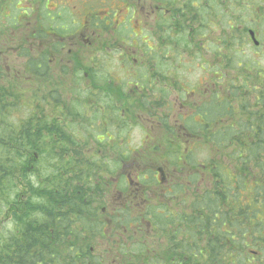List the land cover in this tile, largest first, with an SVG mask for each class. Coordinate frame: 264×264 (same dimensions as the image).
Instances as JSON below:
<instances>
[{
	"label": "trees",
	"instance_id": "16d2710c",
	"mask_svg": "<svg viewBox=\"0 0 264 264\" xmlns=\"http://www.w3.org/2000/svg\"><path fill=\"white\" fill-rule=\"evenodd\" d=\"M261 13L260 9L257 17L263 20ZM260 26L254 23L256 34ZM177 30L181 32L178 42L162 45L145 57L147 70L156 68L172 75L174 69L164 65L168 57L178 61L180 50L188 55L201 51L200 29L194 33L193 45L184 40L189 27ZM213 36L216 52L206 63L215 64L216 72L210 76L221 83L201 102V121L191 118L184 124L196 137V155L205 157L201 162L207 176H201L203 169L197 170V156L182 152L181 162L199 175L183 179L184 185L174 188L173 195L183 199L176 214L161 203L144 212L132 203L120 210L118 228L123 235L134 222L152 225L157 244L150 250L144 244L123 242L117 235H104L94 222L100 215L97 206L103 202L91 193L99 192L100 201L104 200L109 189L106 176L114 173L109 168L111 157L64 156L70 144L74 150L86 149L88 141L75 136L55 139L54 126L46 121L36 124V114L20 123L9 122V109L16 104L8 98L11 92L0 88V264H102L92 245L97 239L120 255V264H264V65L244 60L232 49L220 52L219 45H234L232 36L226 40ZM226 70L231 72L226 75ZM175 87L184 92L179 82ZM173 132L167 138L168 147L174 148L175 143L183 148L186 140L177 141ZM36 152L41 156L37 165ZM121 156L120 165L131 160ZM176 157L164 156V163ZM199 182H203L201 187ZM120 191L124 198L129 196L128 186ZM3 213L10 219H1ZM163 238L167 243H162Z\"/></svg>",
	"mask_w": 264,
	"mask_h": 264
},
{
	"label": "flooded vegetation",
	"instance_id": "af4514ba",
	"mask_svg": "<svg viewBox=\"0 0 264 264\" xmlns=\"http://www.w3.org/2000/svg\"><path fill=\"white\" fill-rule=\"evenodd\" d=\"M17 1L21 3L22 0ZM41 1L27 0L29 5L27 8H15L18 11L17 15L14 8L8 7L14 18L12 19L14 27L10 28L6 20L2 21L0 44L13 45L16 52L14 56H10L12 53L0 52V56L7 62L8 68L3 65L5 71L24 70L27 83H36V123L46 121L54 126L55 139L62 136L70 139L75 136L88 141L86 149L76 147L77 150H74L70 144L63 150L64 156L165 155L170 152L154 144L146 145L152 149L130 150L129 142L136 138L142 127L146 130L147 142L154 139L163 141V131L167 132L169 129L167 125L170 116H173V124L183 125L195 115L199 117H194L195 120H201L198 111L200 102L195 101V98L200 96H195L194 90L187 91V97L180 96L179 100L178 91L173 89V85H169V74L166 70L156 68L145 71L134 68L89 70L81 64L84 68L82 71L84 84H78L80 82L78 77L74 80L73 71L76 69L78 75L80 69L76 67L80 64V58L84 56L85 45L92 46L97 41L100 44H116L119 46L118 49L131 44L134 46L132 49L135 54L139 51L138 44L148 45L145 54L142 53L141 56H152L158 47L162 45L167 47V44L173 41L178 42L181 37V32H177L178 27L185 25L200 30L213 28L216 25V17L212 0H100L99 8L96 5L85 4L83 13L79 12V22L74 20L70 23H67V19H62L61 11H58L57 18L51 17L50 10L61 6L60 3L50 6L51 9L47 6L49 2L55 0H43L48 13L41 17L39 14ZM73 1L65 4L64 10L72 11ZM10 6H13L12 1ZM29 9L31 14L27 15L26 11L29 12ZM20 11L23 13L22 16L19 14ZM92 11L101 13L93 15ZM86 13H89L88 16ZM6 18H9V13ZM22 19L28 20L25 32L20 29L23 27L22 23H19ZM49 20L51 23L46 30L42 23L48 24ZM73 25H78L79 28L73 31ZM145 31L147 35H143ZM29 33L30 37H27ZM202 38L211 41L215 37L211 31L210 36ZM25 43L36 44V53H18L21 44ZM153 45L157 46L152 47ZM123 53L125 56L120 57L119 61L128 60L129 50L126 52L122 50L121 54ZM118 71L126 77L122 79L129 82V85L119 79L121 75ZM4 79L5 77L1 76L0 81L3 82ZM185 83L181 79L183 90ZM208 92L210 90L207 89L204 93ZM55 124L60 125L59 129L64 134L61 131L59 134ZM138 124H141V128ZM186 136L191 135L186 133ZM105 142L107 147L104 145ZM127 149L128 151L122 153ZM182 152L186 155H196L195 148L173 152L177 154L179 161L182 159ZM161 173V181H158L161 185V194H171L177 170L166 169ZM155 176L158 179L157 171ZM119 181L120 174L115 173L112 177L113 189L104 195L103 202L107 203V208L102 209L103 215L98 223L101 226L99 231L104 235L111 234L120 226ZM151 189L154 190L152 186ZM137 191L138 189L135 192L131 190L129 197L135 198L138 195ZM91 194L100 199L99 192ZM150 225L147 223L148 227Z\"/></svg>",
	"mask_w": 264,
	"mask_h": 264
},
{
	"label": "rangeland",
	"instance_id": "374dc122",
	"mask_svg": "<svg viewBox=\"0 0 264 264\" xmlns=\"http://www.w3.org/2000/svg\"><path fill=\"white\" fill-rule=\"evenodd\" d=\"M81 1L90 2L89 4L93 3V4H96V5H98L99 2H100V0H89V1L88 0H74L73 1V5H74V9L75 10L72 9V11L74 13H72L71 10L67 11L66 9L64 10V8H63L65 4L70 3V0H55V2H51V5L54 6L55 3H60L61 6H60L59 9L62 12V16L63 17L66 16L67 23H70L71 19H73V18L78 20L79 12L81 11V8H82V6H81L82 2ZM216 1H217V3H219L218 0H216ZM229 1L232 4V7L230 8L231 9L230 10L231 14L236 13L239 16V18L241 20L247 22L248 25H250L249 22H250L251 19H254V20L257 19V15H258V13L260 12V9H261V12H262L261 13V18L263 19V23H261L262 26H260L257 29V31H258L257 40L260 42V45L255 47L251 42L250 43L248 42L247 44H243V46H240V45H237V44H234V45L232 44V45H227V46L220 45L218 50L221 52V51H224L225 48L232 49L234 51H237L239 54L243 55L244 56V60L254 59V60H257V61H259L260 63H262L264 65V0H247L246 5H244V6H241L240 0H229ZM19 2L20 1H17V0L14 2V9L15 8H25V7L27 8L29 6L27 1H25V0H22L21 3H19ZM7 3L8 2H6V4ZM9 7H12V6H9ZM8 9L9 8L5 7L4 12L0 10L1 11L0 12V17L3 18L4 20H6V23L9 25L10 28H12V27H14V24H13V21H12V19H14V18L12 16V13L9 12ZM57 10L58 9H56V10L53 9L52 10L53 12H50L51 13V17L53 15H55L56 13H58ZM30 11H31V9H29V12L26 11L27 15H28V13L31 14ZM226 11L229 12V10H226ZM15 12H16V15H17L18 11L16 9H15ZM7 13H9V18H6ZM46 13L47 12H45V14ZM19 14H20V16H22L23 15L22 11H20ZM77 14H78V16H76ZM216 15L218 17H222L223 16V8H219L218 7L217 11H216ZM40 16H42V14ZM26 21H28V20L22 19V20L19 21V23H22V25H23V27H21L20 29L22 31H24V32L26 31L25 28L28 25V22H26ZM77 26L78 25H75L74 28H77ZM253 26H254V24H252L249 27L247 26L246 32L249 29L254 30ZM143 35H147V32L145 31L143 33ZM222 35H225L226 37H228L229 36V31H227V32L226 31H221V32L218 33V36L222 37ZM27 37H30V33L28 34ZM24 46H28L29 48L32 47L30 45H24ZM138 46L141 47V49L139 48V51H138L136 57L137 58H141V51L146 50L148 48V45L138 44ZM156 46L157 45H153L152 47H156ZM14 47L15 46L11 45V46H7L6 49H5V50L8 51V53H12L10 56H14V51H13ZM171 47L174 48L173 46H171ZM204 47L205 48H209V49L212 50V48L210 46V43L204 45ZM67 48H68V46L66 47V49ZM100 49H101L100 43H99V45H93V46H89V47L85 46V48H84V56H82L80 58V64L84 65V68H97V69H105V70H106V68H111L110 70H114V68H113L114 67V63H115L114 60H109L110 57H107L102 51H100ZM238 49H241L242 51H239ZM2 50H3L2 49V45H0V51H2ZM31 50H32V48H31ZM199 54L202 55V56L196 55L195 59L191 58L187 54H184L180 58V61L179 60L177 61V59L174 56L168 57L166 59V63H164V65H166L165 68L174 69L172 71V73H177L176 70H181V73L184 72V73H187L188 75H190V74L200 75V77H197V80H198V82L200 84H203L204 83L203 80L206 79L207 72L203 71L202 68L203 69H208L207 68V64H206L205 61L209 60V59H207V56L204 55L203 52L200 51ZM120 55H121V52H118V51L111 53V57L114 58V59H117V60L120 58ZM232 55H233V52H232ZM169 58H171V59H169ZM20 62H22V61H20ZM138 63L141 64V68L145 64L144 62H141V61H138ZM180 64L183 65V66L180 67L179 66ZM3 65L7 67V62L6 61L3 62V60L0 58V71H2V70L5 71V68L3 67ZM121 65L122 64H120V66ZM127 66L128 67H133L132 61H128L127 62ZM217 69L220 70L221 67H219ZM9 72H10V74L14 73V71H11V70H9ZM76 72H77L76 69H74L73 73H76ZM114 73H117V72H114ZM118 73L121 75V77L119 76V79L122 82H125L122 78H126V77L121 72L118 71ZM232 74H234V71H232ZM125 84L129 85V82H125ZM10 86L15 87L17 92H21V91L25 90L24 93H22V95H24L25 100L29 99V94L28 93L30 92V90H29V88H27V84L24 81H14ZM33 105H34L33 99H30L28 102L25 103V106L28 107V108L33 107ZM25 115H26V113L24 112L23 109L21 111H16L13 114V119H10L8 121L18 123L19 121H21L25 117ZM143 137H144V134L142 135V137H141V135L139 133L136 134V138L133 141L134 145L140 146L141 144H143V142H142V140H143L142 138ZM165 143H167V141ZM153 157L154 156L144 157V161H143V163H141L143 165H140L138 163L137 159H131L132 163H131L130 167H128L127 169L133 171V173L131 174V178H132L133 182L137 183V179H139V176L141 175L139 172L141 170H144L145 167L147 169L148 168L151 169L153 166L161 165V163L157 164L156 160L153 159ZM203 158H205L204 155H201V156H199L197 158L199 163H201V161H203ZM143 166H145V167H143ZM108 184L110 186V190H112L113 189V184L111 182L108 183ZM202 184H203V182H202ZM202 184H201V186H202ZM125 186H126V184L122 183L121 185H119V189L121 190ZM160 193H161V191H160ZM138 204L139 203H137V205ZM174 209H176V206L172 207L173 211H174ZM4 218H9L10 219V215L7 214V213H3L1 219H4ZM2 225H3V223H2V221H0V226H2ZM8 227L10 228V225H8ZM141 232L142 233L134 230V231H132L130 233L129 232L125 233V237L124 238H126L128 236V240H125V241H127V242L130 241V242L135 243V244H144L149 249V245L148 244H150V242H151L150 238L153 239L154 235L153 234L147 235V233H148L147 227L146 228L144 227ZM92 245L94 247V254L96 256H98L99 254H101L105 250H107V245L105 243H102L101 239H97V240L92 241ZM107 256H109L108 257V261H109L108 264H114V260H118V261L120 260V259H118L120 257V255L116 251L107 252V254L104 256V260H107Z\"/></svg>",
	"mask_w": 264,
	"mask_h": 264
},
{
	"label": "bare ground",
	"instance_id": "6f19581e",
	"mask_svg": "<svg viewBox=\"0 0 264 264\" xmlns=\"http://www.w3.org/2000/svg\"><path fill=\"white\" fill-rule=\"evenodd\" d=\"M234 11V10H233ZM80 18V17H79ZM127 40V39H126ZM126 42H128V41H126ZM213 51V50H212ZM200 52V51H199ZM202 54V53H201ZM202 56V55H201ZM199 58V57H198ZM169 59H171V58H169ZM202 59V58H201ZM180 61V60H179ZM204 63V62H203ZM198 64V63H197ZM183 66V65H182ZM189 94V93H188Z\"/></svg>",
	"mask_w": 264,
	"mask_h": 264
},
{
	"label": "water",
	"instance_id": "95a60500",
	"mask_svg": "<svg viewBox=\"0 0 264 264\" xmlns=\"http://www.w3.org/2000/svg\"><path fill=\"white\" fill-rule=\"evenodd\" d=\"M252 34V36H253V38H254V35H253V33H251ZM257 45H258V43H256Z\"/></svg>",
	"mask_w": 264,
	"mask_h": 264
}]
</instances>
